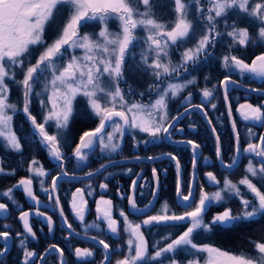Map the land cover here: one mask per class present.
<instances>
[{
    "label": "snow or ice",
    "instance_id": "6c2138e0",
    "mask_svg": "<svg viewBox=\"0 0 264 264\" xmlns=\"http://www.w3.org/2000/svg\"><path fill=\"white\" fill-rule=\"evenodd\" d=\"M153 0H0V138L4 141V147L16 152L22 149L21 140L13 130V116L9 110L15 113L18 110L16 103L9 100L10 87L8 81L15 84L23 95L22 112L30 121L33 135L39 137V142L46 148L48 154L59 162L58 166L63 169L65 154L63 145L66 142L65 132L69 128L74 116L77 99L82 97L90 109V115L98 118L99 123L94 129L84 131L79 136V142L72 150V156L81 162H86L89 152L97 146L101 152L115 153L121 147V141L126 129L138 130L147 133L153 139L168 133L172 124L168 121L169 96L175 98L188 84L195 83V79L185 83H166L151 85L150 89L157 91V98L149 103L132 102L125 98V91L120 82L125 80L126 57L132 56L133 64L129 71H150L157 81L164 82L165 77L179 74L181 69L188 70L189 63H197L200 56L206 58L209 49L215 47L217 38L227 36L229 42V54L222 57V67L226 70L238 72L241 76L247 74L252 79L264 80V51L254 54L250 62L231 54L233 49L247 48L249 45L264 47V0H171L173 18L170 21L157 19L154 11ZM193 10L195 15H193ZM235 17V19H232ZM231 19V23L229 20ZM254 25L256 32L250 31L249 26ZM226 29L219 30L220 25ZM99 25V32L92 33L82 29ZM110 25H115L113 31ZM137 30H142L146 35L141 37ZM52 39L49 42V34ZM195 40L193 47L184 48L180 55V61L174 65L171 59L172 51L178 50L189 40ZM143 40L146 46L140 54V61H135V54L130 48L135 42ZM80 50L82 54H76ZM35 54V62L32 57ZM151 57V62L149 58ZM17 70L22 71V79H17ZM42 83V91L35 95L40 98V106L44 110L42 122L32 115L30 104L34 88ZM230 75H225L221 85L224 88V100L228 102V86L235 84ZM128 87V93H132ZM252 91H261L252 89ZM143 95V93H141ZM202 96L208 100L213 96L209 88L202 90ZM189 93L187 99H190ZM203 110V105H194ZM213 109L216 108L212 104ZM187 111V108L185 109ZM239 117L245 122H255L264 125V103H242L236 108ZM207 116V112L204 113ZM228 117L231 120L232 131L235 134L236 155L231 164L225 165L232 168L240 156V134L237 130L236 119L233 117L232 106L228 104ZM173 120L178 117H172ZM208 123L211 125L212 120ZM111 131H107L108 128ZM49 128L54 131L50 132ZM212 132H217L215 126ZM255 133L248 128V136ZM135 139V136L133 137ZM216 157H222L220 136L216 134ZM148 143V141H143ZM192 147L193 153L200 147L193 140L186 141ZM88 150V151H86ZM243 152L261 158L259 168L249 160L245 175L238 181L232 182L227 177L223 180V187L209 194L201 188L199 199L194 197L193 188L188 186L187 195L182 191L179 173L181 164L179 159L168 153L171 160L175 161L177 170L176 195L179 205L186 210L181 214L172 212L167 202L155 215L146 216L140 223L129 219L128 213L123 209L119 215L123 217V232L127 238L124 243L127 246V254L117 259L115 264H184L177 259L180 254L191 256L186 264H264V240L251 241L252 252L241 251L232 253L210 244H199L196 236L201 232H210L214 228L222 230H234L245 222H254L256 218H264V190L252 178H258L264 185V134L258 138V142L249 140ZM140 159V157H136ZM149 160L156 159L148 157ZM39 162L33 160L28 171L36 176L44 177L48 172L42 166H36ZM193 168L196 167V158L193 156ZM36 166V167H34ZM101 165V168H104ZM129 171H131L129 169ZM4 168L0 167V173ZM88 172L87 176H92ZM62 176H68L67 171H62ZM152 175L156 180V190L151 192L153 198L159 188V176L153 168ZM206 176L212 184H220L213 172H207ZM60 176H53L51 192L57 188ZM43 180L40 181L44 192L49 189L43 188ZM32 177L18 181L14 188L21 189L23 193L33 200L36 205L40 201L32 189ZM240 185H243L252 199L242 193ZM91 186L89 185V188ZM137 181L131 183L132 194L127 197L129 209L132 214H145L151 208L149 201L144 207H139L135 198ZM101 189H107L108 185L100 184ZM13 189L9 188L2 193L13 204H16ZM89 196L92 192L87 193ZM227 194V196L225 195ZM236 198L242 206L239 213H233L231 208H224L217 212L210 222L205 221V215L213 203L222 204L227 199ZM49 200L53 196L49 194ZM191 203H185L189 202ZM75 218L83 225L85 234L88 229H100L102 221L107 225V232L113 237L120 235L121 222L113 217V201L103 196L96 201V221L91 224L84 223L88 201L85 199V190L77 188L72 193L69 202ZM195 204L193 207L192 204ZM55 204L60 209V216L64 225L75 232L72 223L65 216L63 207L60 206V198L55 197ZM8 204L0 203V213L8 211ZM30 211H21L19 220L22 222L23 232L16 235L22 237L19 241L23 251V264H32L37 253L27 247L28 237L36 238V233L30 224ZM35 215L45 217L49 232L53 229L54 221L51 216L36 208ZM165 224L171 227L183 226V230L174 239L169 236L163 239L169 240L164 246H159V241L152 245L155 251L149 254V242L142 226ZM9 225H4L7 229ZM11 233L7 230L0 231V239L5 243L0 248V258L8 251L7 241ZM102 246L103 260L101 264L109 260L112 245L105 239L97 241L96 236L90 237ZM55 251L59 254V264H66L63 257L65 251L57 244H51L45 253ZM119 250V249H117ZM77 260H85L94 255L90 248L77 247L74 250ZM40 260L44 255L39 256ZM0 264L3 261L0 260Z\"/></svg>",
    "mask_w": 264,
    "mask_h": 264
},
{
    "label": "trees",
    "instance_id": "16d2710c",
    "mask_svg": "<svg viewBox=\"0 0 264 264\" xmlns=\"http://www.w3.org/2000/svg\"><path fill=\"white\" fill-rule=\"evenodd\" d=\"M203 1V0H202ZM155 8L154 11L157 14V19H159L164 11L163 5L166 6L167 13L170 15L172 14L171 11V2L169 0H153ZM168 6V7H167ZM231 20V19H230ZM241 26H247L241 22ZM222 28V27H221ZM255 29V28H254ZM221 30V29H220ZM253 28L250 27V31H252ZM51 35L49 34L48 39H51ZM50 41V40H49ZM225 48H227V44L225 42H222L220 39L217 38V44L215 47L209 49L210 55L207 56V58L204 55H201L198 62L193 64L191 63L188 65V70L190 73V76H193L197 79L196 85L192 86V91L190 92L195 98H198L199 95L202 94V90L204 88H209L213 91V96L211 99L213 100V103L216 104V112L218 115H220L223 118V125H218L216 122V114L214 113H208L209 118L212 120V124L215 126L217 130V134L220 136V143H221V149H222V158L223 161L227 164L232 163V159L235 156V139L233 135L232 128L230 127V122L227 114V107L224 100V96L221 90V82L223 81L225 75H230L232 79L236 80L237 82L243 84L244 86L252 89H259L262 92H264V81H258L256 79L250 78L248 75L241 76L238 72H230L225 74L222 65H221V58L226 55L225 54ZM264 51V47L261 46H253L249 45L247 48H242L238 51L237 54L239 57L244 58L250 61V59L253 57L254 54H259L260 52ZM32 62H35V54L32 57ZM128 64L126 62V73L128 74L126 78V83L120 82V86L125 91V97L126 99L130 100V96L133 98L136 97V92L132 91V94L128 93V85H130L129 81V75L130 71L127 68ZM125 73V74H126ZM17 79L18 75H17ZM217 81V86H216ZM12 83V82H11ZM159 82L154 81L153 84L157 85ZM123 84V85H122ZM125 84V88H124ZM127 84V85H126ZM160 84V83H159ZM10 92H11V98L10 101L17 104L18 109H21L18 111V113L14 116L13 121V129L16 132L17 136L21 140L22 149L20 152H15L13 150H10L9 148H5L3 143L0 141V167L4 168V172L0 173V191L5 190L7 188L13 189V196L15 200L17 201L16 204H13L12 201H9L8 198L1 197L0 202H4L8 204V211L5 215H0V231H9L11 233V237L13 238V246L8 256L4 258V262L8 261V264H22L21 260L23 259V251L20 248L19 241L22 239V237H18L16 233L23 232V226L20 223L19 220V214L21 211L25 210L30 206V204L27 202L24 193L14 188L13 186L18 183L19 180L27 176L28 173V167L31 164L33 160L38 161L43 168L47 169L49 172L46 179V188L48 186H51L52 177L56 176L62 171H67L69 174H85L88 172L96 171L106 163L108 160L111 159H130L137 156H159L162 154H176V152H179L182 150V148L170 145L168 143L162 142V143H138L136 142V138L133 139V135L126 130L123 141L121 143V147L115 152L114 158L111 159L105 158L104 156L100 159L89 161L86 168H84L79 173L73 172V165L75 158L72 156V150L75 148L76 144L79 141V136L84 132L88 131L93 127V124L90 123L91 116L85 112L87 109L86 102L81 99L80 101H77V105L81 106V112L75 109L74 116L72 118V121L70 123V133L68 134L69 129L66 131V142L63 145V151L65 154V159L63 162V169H61L56 160H54L47 152L46 148L39 142V137L33 135V129L30 121L27 120L25 114L22 112L23 107V95L22 91L15 85L10 84ZM154 89H150L152 92ZM228 99L229 103L232 106V109L235 108L236 105L243 103V102H251L256 104H260L262 101H264V96L261 95H254L253 97H250L248 94L245 93L242 90L238 88H232L231 91L228 93ZM79 103V104H78ZM35 105V104H34ZM30 107V111L32 115L37 117V121L41 122L39 118V114L36 111L35 106ZM84 108V110H83ZM178 113V111L174 112V115ZM189 116H186L184 119L186 121L187 125H190L191 123L200 124L201 126H204V128H198L197 132L186 130L185 134L182 137H179L175 135L174 133H171V135L175 138H183L187 140H199L202 144L201 149V155L199 158V164H198V171L201 174L202 183H204L203 180V174L207 172H213L215 173L221 180L226 177V175H229L227 172L222 170L219 166L218 159L216 157V142L215 138L211 133V130L207 127L203 117L201 114L193 112V114ZM221 117H219L221 119ZM236 122L238 124V120L236 118ZM257 129V128H255ZM259 133H261V129H258ZM238 132L241 134V128H238ZM144 138H146L144 136ZM149 138H146L145 141H148ZM95 153L99 154L96 150ZM185 153V157H189V159L192 160L190 151L183 152L181 151V154L183 155ZM96 155V154H95ZM209 158L210 162L203 163L202 160L204 158ZM180 164L182 169L184 170V173L191 174L190 168H191V162L188 164L187 159L179 158ZM169 165V166H167ZM140 164L132 163V164H123V165H116L109 169H107L104 173L100 174L99 176L88 179L84 181H76V180H69V179H62L57 183V195L60 198V205L64 209L65 216H67L68 221L72 223L73 228L76 232L85 234V230L83 225L76 221L74 216L72 215L70 211V201L72 193L77 189L81 188L85 190L86 194V200L89 203L90 212L87 215V218L84 223L91 224L93 221H96L95 218V212H94V203L97 196L105 195L106 197H109L110 199L114 200L116 202V216L118 214L119 208L123 209L125 212V202L126 199L121 200L117 194L118 185L117 183H122L123 186H125V189H128V185L130 184L131 177L125 174L126 168H139ZM154 167H157L158 170L167 169V172L170 174H176V166L175 163L171 160H158L157 162L153 163H146L145 168L146 169H152ZM123 170H125L123 172ZM121 171V172H120ZM117 172V173H116ZM120 175H119V174ZM117 174V175H115ZM244 170V162L243 160L240 163V166L238 170L235 171V176L229 175L233 181H237L241 179L245 175ZM105 183L108 185L107 190L104 192V194H101L99 185L100 183ZM34 192L37 196H41V191L39 183L37 180L34 179ZM89 185L91 186L89 188ZM50 188V187H49ZM209 190H213L214 187H208ZM91 191L92 195H88L87 193ZM48 198V194L46 195ZM54 205V202H53ZM229 208H231L235 213H239L241 211L242 206L239 203V200L235 199H229L226 204ZM217 212L216 210H211L206 213L205 217L208 221L209 216H211L212 213ZM53 216V219L55 221V231L53 233L49 232V229L47 226L43 228L44 230H39L38 227L40 226V220H36L32 222L33 231L36 233V238L32 239L31 237H28V240L26 242L27 247L29 250H33L37 253V256L39 258L40 255H42L46 249L49 248L51 244H57L59 247L63 248L65 251V262L66 264H101V261L103 260V250L102 247L95 242L87 239H82L78 237L71 236L69 239H67V232L62 227L61 222L58 218L57 211L54 209V213L51 214ZM130 220H135L134 217L129 215ZM121 222V231L119 238H111L110 236H107L104 227L101 225L100 229H88L87 234L96 236L98 239H105L107 242H109L112 245L111 255L112 258L109 262V264H115L117 259L122 258V256H119V249L120 247L125 251L123 256L127 254V246L124 243L127 236L123 232V218H119ZM98 223V222H97ZM4 225H9L7 229L4 228ZM166 227V226H165ZM161 230V227L157 229V232ZM165 229L166 233L171 231L170 229ZM201 238V239H200ZM196 239V242L199 244H210L216 247H219L223 250H227L230 252H237L238 250H246L245 252H252L253 250V244L251 241H258V240H264V219L259 218L258 220H255L254 222H245L241 224L239 227L235 228L234 230L228 231V230H222L220 228H214L213 231L208 232V234H204L202 237ZM90 248L95 250V257L90 260H77V258L74 255L75 248ZM1 248V247H0ZM241 249V250H240ZM152 251V248L150 249ZM121 255V254H120ZM50 261V262H49ZM38 260H34L32 264H37ZM7 263V262H6ZM5 263V264H6ZM44 264H58V256L57 254L49 255L44 262Z\"/></svg>",
    "mask_w": 264,
    "mask_h": 264
},
{
    "label": "flooded vegetation",
    "instance_id": "af4514ba",
    "mask_svg": "<svg viewBox=\"0 0 264 264\" xmlns=\"http://www.w3.org/2000/svg\"><path fill=\"white\" fill-rule=\"evenodd\" d=\"M85 29H88V30H90L89 28H84V29H82V31H84ZM140 47H146L144 44H141L139 47H137V42H135V46L134 47H132V48H130V51H134V50H136V49H138V48H140ZM251 60V59H250ZM250 62V61H249ZM184 70L183 69H181V72H183ZM181 72L177 75V77L181 74ZM173 78H176V76L175 77H173ZM232 79V78H231ZM234 80V79H233ZM257 80V79H256ZM236 81V80H235ZM261 81H264V80H261ZM239 83V82H238ZM241 84V83H240ZM153 85H155V84H153ZM221 85V84H220ZM243 85V84H242ZM221 87V86H220ZM234 88V87H233ZM149 88H145V90H142V93H143V95H141V93H140V95L138 96V95H136V97H132L131 99L132 100H135V99H137V101L138 102H142L143 101V103H149L150 102V100L152 99V97H153V93H154V90L151 92L150 90H148ZM252 89V88H251ZM231 91V90H230ZM229 91V92H230ZM228 92V93H229ZM189 95V94H188ZM188 95L185 97V98H183V99H181L180 100V103L178 102V108H176L177 109V111H178V113H176L173 117H177L178 115H180L182 112H184L185 111V109L187 108V109H189V108H191V107H194V105H203L204 107H203V109H204V111L205 112H207V116H208V118H209V115H208V113H214V111L216 110V108L215 109H213L212 107H211V105L212 104H214L213 103V100L211 99V97L208 99V100H205L204 98H203V96H202V94L201 95H199V97L198 98H195L192 94H191V97H190V99H187V97H188ZM250 97H253L255 94H248ZM130 99V100H131ZM243 103H251L250 101L249 102H243ZM261 103H264V101H262ZM260 103V104H261ZM240 104H242V103H240ZM252 104H254V103H252ZM216 105V104H215ZM255 105V104H254ZM239 106V104L238 105H236L235 106V108L234 109H232V112H233V117L236 119L237 118V120H238V124H237V130H238V128H241V134H240V149H241V153H240V158H239V163H238V165L235 167V169H234V171L233 170H230V171H227V170H224V169H222V167H221V165H220V162H219V159H218V163H219V166H220V168L222 169V170H224L225 172H227L229 175H232V176H235V171L239 168V166H240V163H241V161L243 160V162H244V164L245 163H247V162H249V160H251V161H253L255 164L258 162L259 163V165H260V160H259V157H255L254 155H251V154H247V153H244L243 152V148H245V147H247V143L249 142V140H251L252 142H258V138H259V136L261 135V134H263L264 133V125H258V124H255V122H251V121H249V122H245V121H243L240 117H239V114L236 112V108ZM193 112H195V113H198V114H201L202 115V113L199 111V110H191V111H189V112H187L186 114H184L177 122H175V124L171 127V129L169 130V138H170V140L169 141H167L166 139H165V134L164 135H162L161 137H159V138H155V139H153V138H150L149 137V140H148V143H162V142H165V143H168V144H170V145H173V146H177V147H180V148H182V150L181 151H183V152H187V151H190V155H191V158H192V160H193V156H194V154H193V151H192V148H191V146H188V145H185V144H182V143H186V141H188L187 139H183V138H175V137H173L172 135H171V133H174L175 135H177V136H179V137H182L184 134H185V132H186V130L188 129V130H190V131H194V132H197L198 131V128H204V126H201L200 124H195V123H191L190 125H187L186 124V121H185V117L186 116H189L188 118H190V115L191 114H193ZM214 114H216V116H218V117H221L220 115H218L216 112L214 113ZM228 114V113H227ZM202 117H203V115H202ZM96 118H92L91 117V119H90V123H92L93 124V127L92 128H95L96 126H97V124L99 123V120L97 121V120H95ZM203 119H204V117H203ZM210 119V118H209ZM173 121V119H170V121L168 122V123H171ZM205 121V120H204ZM205 123H206V121H205ZM237 123V122H236ZM206 125H207V123H206ZM212 126H214L213 124H212ZM207 127L208 128H210L208 125H207ZM230 127H231V125H230ZM249 127H251L252 129H253V132L255 133V135L254 136H252V137H249L248 136V128ZM110 128V127H109ZM109 128L107 129V131H109ZM232 128V127H231ZM255 128H257V129H255ZM258 129H261V133H259L258 131ZM127 130V129H126ZM126 130H125V132H126ZM216 134H217V132H216ZM233 135H234V133H233ZM124 137V136H123ZM234 139H235V136H234ZM123 141V140H122ZM193 141H195L197 144H199L200 145V147L198 148V159H197V162L199 163V158H200V155H201V149H202V144H201V142L199 141V140H193ZM79 142V141H78ZM122 143V142H121ZM235 144H236V141H235ZM220 145H221V143H220ZM236 149V148H235ZM95 150L99 153V154H97V153H95ZM86 151H88V150H86ZM181 151H179V152H176V154H172V155H175L178 159L180 158H183V159H187V163L189 164L190 162H191V165H192V160L191 159H189V157H185V153L182 155L181 154ZM221 151H222V149H221ZM101 153H104V152H101V150H100V147H99V145L97 144V146H95V148L93 149V150H91L90 152H89V157H88V163H89V161H92V160H98V159H100L101 157H103L104 155L103 154H101ZM107 153V152H106ZM96 154V155H95ZM235 155H236V150H235ZM167 156V157H166ZM105 158H108V159H111L112 157L114 158V155L113 156H108V155H105L104 156ZM137 157H140V160L139 161H136V162H132V163H136V164H140V166H139V168H126L125 170H123V172L125 171V174L126 175H128V176H130L131 177V180H130V184L128 185V189H125V186H123V184L122 183H117V185H118V189H117V194H118V196H119V198L121 199V200H123V199H126V202H125V210H126V213H128V215H130V216H132V217H134L135 218V220L137 221V222H141L143 219H145L146 218V216H149V215H155L157 212H158V210L162 207V205L165 203V202H167V204L169 205V208H170V210L172 211V212H175L176 214H181V213H183L186 209L184 208V207H182V206H180L179 205V201H178V197H177V195H176V181H177V172H176V174H170V173H168L167 172V169H163V170H158V168L157 167H154L156 170H157V173H158V176H159V195H158V199H157V203H156V205L154 206V208L152 209V211L149 213V214H147V215H145V216H141V217H138V216H134V215H131L129 212H128V202H127V197L130 195V193H131V183H132V181L133 180H135L136 179V177L139 175V174H142V179H141V181H140V183H139V185H138V187H137V190H136V192H135V198H136V202H137V205L139 206V207H144L145 206V204H147L149 201H151V199H152V195H151V192L153 191V190H155V187H156V180H155V178L153 177V175H152V170H153V168L152 169H146L145 168V164L146 163H153V162H157L158 160H166V159H168V160H171L170 159V157L167 155V154H162V155H159V156H152V157H155V158H158V159H151V161H149L148 160V157H151V156H137ZM159 157H166V158H164V159H159ZM222 158V157H221ZM130 159H136V157H134V158H130ZM223 159V158H222ZM117 160H127V159H124V158H121V159H111V160H108L106 163H108V162H111V161H117ZM144 160V161H143ZM237 160H238V158H237ZM75 161H77L76 159H75ZM172 162H174L175 163V161H173V160H171ZM202 162L203 163H207V162H210V159L209 158H204L203 160H202ZM224 162V161H223ZM106 163H104V164H106ZM132 163H124V164H132ZM225 163V162H224ZM103 164V165H104ZM227 164V163H226ZM231 164V163H230ZM118 165H123V164H118ZM113 166H116V165H113ZM112 166V167H113ZM167 166H169V165H167ZM176 166V165H175ZM109 168H111V167H109ZM108 168V169H109ZM176 168V167H175ZM129 169L131 170V171H129ZM107 170V169H106ZM105 170V171H106ZM104 171V172H105ZM104 172H102V173H104ZM121 172V171H120ZM101 173V174H102ZM117 173V172H116ZM87 174V173H86ZM119 174V173H118ZM215 174V173H214ZM100 175V174H99ZM99 175H97V176H99ZM115 175H117V174H115ZM120 175V174H119ZM229 175H226V177L228 178V179H230V180H233V179H231L230 177H229ZM96 176V177H97ZM215 176L217 177V179L220 181V184H208V182H207V177H206V173L205 174H203V180H204V183H202V179H201V174L199 173V171H198V168L196 169V168H193V166H192V171H191V174H190V176H189V174L188 173H184V170L182 169V167H181V169H180V173H179V179H180V181H181V185H182V191H183V193L185 194V195H187V191H188V186L189 185H191L192 186V188H193V192H194V197H195V199L196 200H198L199 199V195H200V191H201V188H203V191H205V192H207V193H209V194H211V193H213V192H215V190L217 189V188H219V186L223 183V180H221L216 174H215ZM95 178V177H94ZM225 178V177H224ZM91 179H93V178H91ZM62 180V179H61ZM70 180V179H69ZM60 181V180H59ZM58 181V182H59ZM234 182H237V181H234ZM104 183V182H103ZM101 184V183H100ZM264 186V185H263ZM208 187H214V189L213 190H209L208 189ZM33 189H34V184H33ZM99 189H100V192H101V194H104V192L107 190V189H101L100 188V185H99ZM261 190H264V187H262L261 186ZM35 193V192H34ZM41 196H37L36 194V196H37V198L39 199V201H40V203H39V205H36V203H31V202H29L27 199V202L30 204V206L28 207V208H26L25 210H23V211H32V212H35L36 211V208L37 207H39V211H41V212H43V213H45V216H51L52 217V219H53V216L51 215V214H53L54 213V209L57 211V215H58V218H59V220H60V216H59V212H58V207L56 206V204H55V198H54V195H53V193L51 192V188L49 189V193L47 192H44V191H42L41 192ZM47 194H51L52 196H53V199L52 200H49L47 197H46V195ZM56 194H57V188H56ZM25 196V195H24ZM49 196V195H48ZM58 196V195H57ZM101 196H103L104 198H106V199H110L109 197H106L105 195H100V196H97L96 197V199H95V203H94V207H93V209H94V212H95V214H96V209H95V207H96V201L97 200H99L100 198H101ZM251 199H252V197H251V194H250V196H249ZM85 198H86V194H85ZM233 199H235V200H237L238 201V199H236V198H233ZM110 200H112V199H110ZM113 201V217L115 218V219H117V220H119V218H121V216L119 215V212H120V210H121V208H119L120 210L118 211V214H117V216H116V202L114 201V200H112ZM53 202H54V205H53ZM185 203H187V202H185ZM189 203H191V201L189 202ZM226 204V202L225 203H222V204H215V203H213L212 205H210V207L208 208V210H207V212H209V211H211V210H216L217 212H221V211H223L224 210V208H229L227 205H225ZM192 206L194 207L195 206V204L193 203L192 204ZM87 209H88V211H87V214H86V218H87V215L89 214V212H90V207H89V203H88V205H87ZM70 211H71V213H72V215L74 216V214H73V212H72V210H71V206H70ZM206 212V213H207ZM217 212H213L212 214H211V216H209V218H208V222H210L211 221V219H212V217L217 213ZM234 213V212H233ZM1 214H3V213H1ZM5 214H7V212H5L3 215H5ZM20 215V214H19ZM86 218H85V220H86ZM95 218H96V215H95ZM123 218V217H122ZM206 218V217H205ZM258 218H260V217H258ZM257 218V219H258ZM40 220V226L38 227V229L41 231V230H44L43 228H45V226H47L48 227V225H47V222H46V220L43 218V217H41V216H37V215H31L30 216V224L32 225V222H34V221H36V220ZM264 219V218H263ZM53 221H54V219H53ZM120 221V220H119ZM60 222H61V220H60ZM85 222V221H84ZM98 223H100V224H102V226L105 228V224H104V222H101V221H97ZM61 225H62V227L66 230V232H67V239H69L71 236H73V237H76V236H74V235H71L69 232H68V230L63 226V224H62V222H61ZM33 226V225H32ZM163 226L165 227V228H167V229H173V231H174V229H175V232H174V234H173V236L174 235H176V234H178V233H180V232H182L183 230H185L184 229V227L183 226H177V227H171V226H169V225H165V224H163ZM144 226H142V228H143ZM157 227V226H156ZM160 227H162V226H160ZM55 231V221H54V224H53V229H52V231H51V233H53ZM169 232V231H168ZM74 233H78V232H74ZM78 234H81V233H78ZM83 235H86V234H83ZM106 235L107 236H110L111 238H119V236H117V237H113L111 234H107L106 233ZM87 236H91L92 237V235H88L87 234ZM98 239V238H97ZM99 240V239H98ZM9 242V244H10V248H9V250H8V252L2 257V258H0V260H2L3 261V264H5L6 262V264H8V261H6V262H4V258L6 257V256H8L9 255V253H10V251H11V249H12V246H13V238H11V240H8L7 241V243ZM149 242V241H148ZM4 241L2 240H0V247L2 248V246L4 245ZM150 246H151V244H150V242H149V251H150ZM102 247V246H101ZM124 250L120 247L119 248V253H118V255L119 256H122L123 257V254H124ZM44 254V253H43ZM42 254V255H43ZM52 254H57V256H58V264H59V261H60V257H59V254L57 253V252H51V253H49L46 257H45V259L43 260V262H42V264H44V262L46 261V259H47V257L49 256V255H52ZM121 254V255H120ZM111 258H112V255H111V251H110V260H111ZM121 258V257H120ZM23 259H24V257H23ZM23 259L21 260L22 262V264H23ZM34 260H38V262H37V264H39L40 263V259L38 258V256H37V258H35ZM110 260H109V262H110ZM64 261H65V256H64ZM50 262V261H49ZM109 264V263H108Z\"/></svg>",
    "mask_w": 264,
    "mask_h": 264
},
{
    "label": "rangeland",
    "instance_id": "374dc122",
    "mask_svg": "<svg viewBox=\"0 0 264 264\" xmlns=\"http://www.w3.org/2000/svg\"><path fill=\"white\" fill-rule=\"evenodd\" d=\"M170 2H171V0H169ZM203 2V1H202ZM164 7H162L163 8V11H164V13H163V15L159 18V19H161V20H164V21H170L172 18H173V16H172V14L170 15L169 13H167V9L169 8L168 6V8H166V6L165 5H163ZM193 15H195V12H194V10H193V13H192ZM232 19H235V17H232ZM229 23H231V20H229ZM244 24V23H243ZM247 26H249V27H251V28H253V33H255L256 32V27L254 26V25H247ZM110 27H111V29L113 30V31H115L116 30V28H115V25H110ZM222 27V28H221ZM87 28H89L90 30H88V29H85L84 31H86V32H92V33H98L99 32V25H92V26H89V27H87ZM255 28V29H254ZM221 29V30H220ZM219 30L221 31V32H225L226 31V29L224 28V26L221 24L220 25V28H219ZM137 34L139 35V36H141V37H143V36H145L146 34L142 31V30H137ZM50 35H51V33H50ZM51 37V39H52V35L50 36ZM51 39H49L50 41L49 42H51ZM218 39H220L222 42H225L226 44H227V48H225L224 50H225V54L227 55V54H229V42H230V39L231 38H229V37H227L226 35L225 36H222V37H218ZM141 44H144L143 43V40H140V41H138L137 42V47H139ZM194 44H195V40L193 39V40H189L186 44H184L183 46H181L178 50H174V51H172V54H171V59H172V62H173V64L174 65H176V64H178L179 63V61H180V55H181V52H183V50H184V48H186V47H193L194 46ZM145 47H140V48H138V49H136V50H134V51H130L131 53H134L135 54V61L136 62H139L140 61V54H141V51L144 49ZM242 48H239V47H237L236 49H233L232 51H231V54H237L238 53V51L239 50H241ZM244 49V48H243ZM76 54H82L81 53V51L80 50H77V53ZM222 59V58H221ZM126 62H127V64H128V66H127V68H129V66L130 65H132L133 64V58H132V56H128V57H126ZM149 62H151V57L149 58ZM191 64V62L189 63V65ZM221 65H222V60H221ZM223 68V67H222ZM223 70H224V72H225V74H227V73H230V72H235V71H232V70H226V69H224L223 68ZM181 72V71H180ZM17 75H18V78L19 79H22L23 78V76H22V71H20V70H17ZM128 74L126 73L125 74V80H122V82H124L125 81V83H126V78L128 77L127 76ZM245 75H247V74H245ZM176 76V78H173V77H175ZM195 79V83H193V84H188L187 85V87H185L184 89H183V91H181L180 93H179V95L178 96H176L175 98H172L171 96H169V102H168V117H169V119H168V121H166V123H168L169 121H170V119H172V117L174 116V112L175 111H177V109L176 108H178V102L180 103V100L181 99H183V98H185L193 89H192V86H194V85H196V83H197V79L195 78V77H193V76H190V73H189V71H183V72H181V74L177 77V74H173L170 78L169 77H165L164 78V82L162 83L161 81H157L154 77H153V75L151 74V72L150 71H148V72H144V71H130V75H129V81H130V85H128V87L130 86L131 88H132V90L133 91H135L136 92V94L139 96L140 95V93H142V90H145V88H149L148 90H150V86L151 85H153V83H154V81H157V82H159L158 84L160 85V88H163V87H165L166 86V83H168V82H171V83H185L186 81H188V80H192V79ZM258 81H261V80H259V79H257ZM221 82V81H220ZM8 83H9V86H10V84H13V83H11V81H8ZM42 81H41V84H38V85H36L35 86V88H34V92H33V96H32V101H31V104H32V106L34 105L35 106V108H36V111L38 112V116H39V118H40V120H41V122H42V119H43V114H44V110L41 108V106H40V98H42V97H37L36 95H35V93L36 92H40V91H42ZM123 85V84H122ZM127 85V84H126ZM216 86H217V81H216ZM124 88H125V84H124ZM132 94V93H131ZM157 91L154 89V93H153V97H152V99L150 100V101H154L156 98H157ZM10 98H11V92L9 93V100H10ZM126 98V97H125ZM130 98H132V96H130ZM81 99H83L82 97H80V98H78L77 99V101L79 100H81ZM84 100V99H83ZM128 100V99H127ZM82 101V100H81ZM80 101V102H81ZM85 101V100H84ZM129 101V103H132V102H138L137 101V99H135V100H128ZM11 102V101H10ZM86 102V101H85ZM12 103H14V102H12ZM142 103H143V101H142ZM31 104H30V107H31ZM79 104V103H78ZM176 107V108H175ZM75 109L76 110H78L79 112H81V106L80 105H77V102H76V104H75ZM83 110H84V108H83ZM19 111V110H18ZM18 111H16L15 113H12L11 112V110H9V114L10 115H12L13 116V121H14V116L18 113ZM84 113H86L87 115L89 114L90 115V109H86L85 110V112ZM91 116V115H90ZM92 118H95V117H93V116H91ZM95 120H97L98 121V118H96ZM223 118L221 117V119L218 117V118H216V122H217V124L220 126V125H223ZM13 121H12V127H13ZM71 123V122H70ZM70 126V125H69ZM69 129V131H68V134L69 135H71V131H70V128H68ZM67 129V130H68ZM14 130V129H13ZM49 131L50 132H52V131H54V129L53 128H49ZM109 131H111V128H109ZM127 131H129L133 136H135V138H136V142H138V143H141V142H143V141H145V139L146 138H149L150 136H148V134L147 133H141V132H139L138 130H132V129H127ZM212 133V132H211ZM65 135H66V132H65ZM213 135V134H212ZM144 136L146 137V138H144ZM150 138H152V137H150ZM215 138V137H214ZM0 141H1V143H3L4 144V141H3V139L2 138H0ZM122 142V141H121ZM215 142H216V140H215ZM10 149V148H9ZM10 150H12V149H10ZM14 151V150H13ZM16 152V151H15ZM107 152V153H106ZM101 154H103L104 156L105 155H108V156H113L115 153H112V152H109V151H105L104 153H101ZM198 159V158H197ZM223 160V159H222ZM58 162V161H57ZM64 162V161H63ZM253 162V161H252ZM239 163V162H238ZM87 164H88V161H86V162H81V161H74V165H73V172L74 173H79V172H81L84 168H86V166H87ZM198 162L196 161V169L198 168ZM247 164H248V162L247 163H245L244 164V170H245V168H246V166H247ZM253 164L257 167V168H259V163L257 162L256 164L253 162ZM30 166V165H29ZM36 166H42L40 163L38 164V165H36ZM36 166H34V167H36ZM192 166L193 165H191V168H190V171H192ZM43 167V166H42ZM28 169H29V167H28ZM235 169V168H234ZM234 169H233V171H234ZM44 170L46 171V172H48L47 171V169H45L44 168ZM238 170V169H237ZM49 173V172H48ZM86 174V173H85ZM58 175H61V173L60 174H58ZM58 175H56V176H58ZM190 176V175H189ZM28 177H32V179H33V181H34V179L35 180H37L38 181V183H39V186H40V191L42 192L43 190H42V188H41V184H40V181L41 180H43V188H46V179H47V176H44V177H39V176H36L35 175V173L34 172H29L28 171V173H27V176L26 177H24V178H28ZM207 177V176H206ZM253 179V182L254 183H257V185L258 186H262V187H264L263 185H261L260 184V182H259V180H258V178H252ZM207 180V182H208V184L210 185V184H212L209 180H208V178L206 179ZM240 180V179H239ZM239 180H237V182H234L233 180H231L232 182H234V183H238V181ZM52 183V182H51ZM51 188V186H48V188L47 189H50ZM223 187V183L219 186V188H217L215 191H217V190H219L220 188H222ZM240 188H241V191H242V193H244L246 196H247V198H249V199H251L249 196H250V193H248L247 192V189L243 186V185H240ZM7 189H9V188H7ZM7 189H5V190H2V191H0V198L1 197H4L3 195H2V193L4 192V191H6ZM49 193V192H48ZM12 195H13V193H12ZM49 195V194H48ZM226 196H227V194H225ZM4 198H6L7 199V197H4ZM71 199H72V196H71ZM86 199V198H85ZM106 199V198H105ZM9 200V199H8ZM229 199H227L226 200V202L228 201ZM10 201V200H9ZM0 203H4V202H0ZM61 206V205H60ZM95 209H96V207H95ZM161 209V208H160ZM160 209L158 210V211H160ZM87 211H88V209H87ZM87 211H86V213H85V217H84V221H85V218H86V214H87ZM0 215H3V214H0ZM96 217H97V212H96ZM74 218H75V216H74ZM76 219V218H75ZM259 219V218H258ZM257 218H256V220H258ZM76 221H78L77 219H76ZM133 221V220H132ZM205 221L206 222H208L207 221V219L205 218ZM79 222V221H78ZM102 222V221H101ZM134 222H136V223H139V222H137L136 220H134ZM105 224V228H104V231H105V233H107V234H110V233H108L107 232V225H106V223H104ZM157 226V227H156ZM160 226H162L161 227V230L159 231V232H157V229L160 227ZM163 228H165L164 226H163V224H160V225H153V226H147V227H143L142 228V230L144 231V233H145V236H146V238H147V240L150 242V244H151V246H150V248H152V251L150 250L149 251V254H151L152 252H154L155 251V248H153L152 247V245L153 244H155L156 242H158L159 241V246L160 247H162V246H164L166 243H168V242H170V239L169 240H166V239H163V237H166V236H169L170 235V238L171 239H174L177 235H179L180 233H178V234H176V235H174L173 236V234H174V232H175V229H174V231H173V229H171V231L170 232H167L166 233V231H165V229H163ZM204 234H208V232H201L198 236H196V239L197 238H200V236L202 237ZM12 238V237H11ZM201 239V238H200ZM198 243V242H197ZM241 250V249H240ZM241 251H246V250H241ZM241 251H237V252H232V253H236V254H238V253H240ZM95 250H94V255L92 256V257H90V258H87V259H85V260H90V259H92V258H94L95 257ZM192 257L191 256H189V255H187V254H180V255H178L177 256V259H179V260H181V261H183L184 262V264H186V262H187V260L188 259H191ZM151 264H158V262H156V261H152L151 262ZM165 264H167V260H165Z\"/></svg>",
    "mask_w": 264,
    "mask_h": 264
},
{
    "label": "water",
    "instance_id": "95a60500",
    "mask_svg": "<svg viewBox=\"0 0 264 264\" xmlns=\"http://www.w3.org/2000/svg\"><path fill=\"white\" fill-rule=\"evenodd\" d=\"M233 80V79H232ZM238 88V89H240V90H242L243 92H245V93H249V94H255V95H261V96H264V92H262V91H252V89L251 88H248V87H246V86H244V85H242V84H240V83H235V84H229V86H228V92L232 89V88ZM221 90H222V93H223V96H224V88H223V86L221 85ZM226 103V102H225ZM228 104H229V99H228V102L226 103V107H227V113H228ZM191 110H199L201 113H202V115H203V117H204V120L206 121V123H207V125L210 127L209 129L211 130V132H212V124L210 125L209 123H208V120H209V118H208V116H205V111H204V109L203 110H201L200 108H196V107H191V108H189V109H187V111H184V112H182L180 115H178L177 117H178V119H175V120H173L170 124H172V126L175 124V122H177L184 114H186L187 112H189V111H191ZM229 118V117H228ZM229 122H230V125H231V120L229 119ZM171 129V127L168 129V133L167 134H165V139L167 140V141H169L170 140V138H169V130ZM212 134H213V136L215 137L216 136V133L214 134L213 132H212ZM264 134V133H263ZM234 136H235V134H234ZM182 144H185V145H188V146H191V145H189L187 142L186 143H182ZM192 148V147H191ZM194 155H195V158H196V161H197V158H198V149H196V152L195 153H193ZM167 157V156H166ZM166 157H159V159H164V158H166ZM239 158H240V156L238 157V160H237V163L235 164V165H233V167L232 168H226L225 167V165H227L226 163H224L223 162V160H222V158H220L219 159V162H220V165H221V167H222V169H224V170H227V171H230V170H233L237 165H238V162H239ZM156 159H158V158H156ZM155 159V160H156ZM140 159H127V160H117V161H111V162H108V163H106V164H104V168H99V169H97L96 171H93V175L92 176H87L86 174H69L68 176H62V175H58V176H60L61 178L59 179V180H61V179H70V180H76V181H84V180H88V179H91V178H94V177H96L97 175H99V174H101L102 172H104L106 169H108L109 167H112L113 165H118V164H124V163H132V162H136V161H139ZM149 160V159H148ZM259 160H260V162H261V158H259ZM144 161V160H143ZM149 161H151V160H149ZM22 179H24V178H22ZM141 179H142V174H139L137 177H136V181H137V187H138V185H139V183H140V181H141ZM58 180V181H59ZM58 181H57V183H58ZM137 187H136V190H137ZM32 189H33V184H32ZM19 190H21V189H19ZM136 190H135V192H136ZM155 190H156V187H155ZM22 191V190H21ZM23 192V191H22ZM33 192H34V189H33ZM132 194V192L130 193V195ZM25 195V194H24ZM53 195H54V198L55 197H57V194H56V191L53 193ZM158 195H159V188H158V190H157V192H156V197L155 198H153L152 197V199H151V202H152V206H151V208H149L147 211H146V213L145 214H132V212H131V210L129 209V206H128V212L131 214V215H134V216H138V217H141V216H145V215H147V214H149L151 211H152V209L154 208V206L156 205V203H157V199H158ZM25 197H26V199L29 201V202H31V203H35L33 200H31L30 198H28L26 195H25ZM190 202V201H189ZM189 202H187V203H189ZM31 213H32V215H35V212H32V211H30ZM58 212H59V216H60V209H59V207H58ZM1 214V213H0ZM4 214V213H3ZM42 217V216H41ZM44 219H45V217H43ZM46 220V219H45ZM60 220H61V222H62V224H63V226L68 230V232L71 234V235H74V236H76V237H78V238H82V239H87V240H91V241H93L90 237L91 236H87V235H83V234H78V233H74L72 230H70V229H68L67 228V226L66 225H64V223H63V219H62V217L60 216ZM20 223H21V225H22V222L20 221ZM1 241H2V239H0ZM9 240H11V238L9 239ZM97 241H98V239H97ZM93 242H95L96 244H98L96 241H93ZM99 245V244H98ZM7 246H8V250H9V248H10V244H9V242L7 243ZM101 246V245H100ZM8 252V251H7ZM6 252V253H7ZM51 252H55L54 250L53 251H51ZM51 252H48V253H45L44 252V259H45V257L49 254V253H51ZM5 253V254H6ZM43 259V260H44ZM63 259H64V257H63ZM43 260H40V263L39 264H42V262H43ZM109 260H110V253H109ZM109 260L108 261H105L104 262V264H108L109 263Z\"/></svg>",
    "mask_w": 264,
    "mask_h": 264
},
{
    "label": "bare ground",
    "instance_id": "6f19581e",
    "mask_svg": "<svg viewBox=\"0 0 264 264\" xmlns=\"http://www.w3.org/2000/svg\"><path fill=\"white\" fill-rule=\"evenodd\" d=\"M26 198V197H25Z\"/></svg>",
    "mask_w": 264,
    "mask_h": 264
}]
</instances>
